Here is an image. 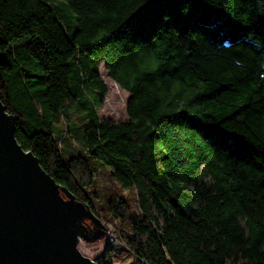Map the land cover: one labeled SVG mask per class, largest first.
Here are the masks:
<instances>
[{"label": "trees", "instance_id": "trees-1", "mask_svg": "<svg viewBox=\"0 0 264 264\" xmlns=\"http://www.w3.org/2000/svg\"><path fill=\"white\" fill-rule=\"evenodd\" d=\"M64 1L0 0V100L18 142L128 224L131 264H264V0ZM102 63L130 95L126 121L98 114ZM62 122L82 151L62 149ZM95 161L138 213L121 195L94 205Z\"/></svg>", "mask_w": 264, "mask_h": 264}, {"label": "water", "instance_id": "water-1", "mask_svg": "<svg viewBox=\"0 0 264 264\" xmlns=\"http://www.w3.org/2000/svg\"><path fill=\"white\" fill-rule=\"evenodd\" d=\"M0 100V264H98L78 241L107 232L89 204L56 184L15 134Z\"/></svg>", "mask_w": 264, "mask_h": 264}, {"label": "rangeland", "instance_id": "rangeland-1", "mask_svg": "<svg viewBox=\"0 0 264 264\" xmlns=\"http://www.w3.org/2000/svg\"><path fill=\"white\" fill-rule=\"evenodd\" d=\"M53 6L56 8H61L64 11H67V6L64 0H50ZM100 75L104 82L107 84L108 92L103 97V103L98 107L97 111L101 119H110L116 122L126 121L128 120L127 114V102L129 99V93L122 89L115 81H113L105 68V64L102 63L100 65ZM71 116L73 117V121L76 124H81L83 121V115H81L77 109L74 107H70ZM53 131L55 136L58 138L59 144L62 149H69L79 152L82 151V146L78 142V140L72 136L66 127V123L62 122L61 124H57L53 127ZM97 171L95 173L97 184L95 186L96 194H98V198H95V206L100 208L107 197L111 196H119L121 195L125 199L128 200L131 210L133 213L139 212V205L136 199L135 192L128 191L124 189L115 178L111 176V170L108 166L101 162L95 161ZM92 190V188H91ZM97 217L100 218L103 225L107 229L108 221H106L108 216L104 213H95ZM105 216V217H104ZM114 223L115 228L117 230V234L115 235V240L118 241V244L121 243L122 233L123 232H131V228L128 224H123L121 221L113 219L109 217ZM121 223V224H120ZM110 234L105 233L104 237L98 239L96 241H87L84 238H80L78 241L79 250L86 256L91 259H96L97 257L104 255L105 250L107 249L108 237ZM121 239V240H120ZM129 248V247H128ZM118 250H113V262L115 264H131L134 260L133 252H130L128 249L124 247L117 248ZM110 251V248L107 251Z\"/></svg>", "mask_w": 264, "mask_h": 264}, {"label": "built area", "instance_id": "built-area-1", "mask_svg": "<svg viewBox=\"0 0 264 264\" xmlns=\"http://www.w3.org/2000/svg\"><path fill=\"white\" fill-rule=\"evenodd\" d=\"M106 221H108V224L106 225L107 226V233L110 234V236L108 237V241H107L109 245H107L106 248L107 249L110 248V250L116 251V250H118L117 249L118 247H119V249L124 247L125 249H128L130 251V248H128V246L126 245V243L123 240L120 239L121 243L118 244V241L115 240V235L117 234V230L115 228L114 223H112V221L109 219H107ZM107 249L105 250L104 255L102 254L101 256L97 257L96 259H92V260L96 261L97 263L101 262L102 260H105ZM130 252H132V251H130Z\"/></svg>", "mask_w": 264, "mask_h": 264}, {"label": "snow or ice", "instance_id": "snow-or-ice-1", "mask_svg": "<svg viewBox=\"0 0 264 264\" xmlns=\"http://www.w3.org/2000/svg\"><path fill=\"white\" fill-rule=\"evenodd\" d=\"M260 20H261V19H260ZM260 20H259V22H260ZM259 22L256 23V24H253V27H254L256 30H257V27H258ZM233 29H234V32H235L237 38L242 34V32L247 31V29L240 30V29H238L236 26H233Z\"/></svg>", "mask_w": 264, "mask_h": 264}]
</instances>
